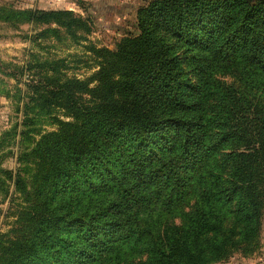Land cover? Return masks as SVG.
Segmentation results:
<instances>
[{
	"label": "trees",
	"instance_id": "trees-1",
	"mask_svg": "<svg viewBox=\"0 0 264 264\" xmlns=\"http://www.w3.org/2000/svg\"><path fill=\"white\" fill-rule=\"evenodd\" d=\"M86 3L85 18L27 9L0 19L87 41L76 36L95 24ZM134 14L136 33L115 49L84 46L89 77L45 74L25 96L26 124L35 106L63 118L15 170L0 168V189L21 198L0 264H215L258 243L264 0H143Z\"/></svg>",
	"mask_w": 264,
	"mask_h": 264
},
{
	"label": "rangeland",
	"instance_id": "rangeland-1",
	"mask_svg": "<svg viewBox=\"0 0 264 264\" xmlns=\"http://www.w3.org/2000/svg\"><path fill=\"white\" fill-rule=\"evenodd\" d=\"M85 3L83 4V2ZM88 1V0H87ZM143 0H89L90 12L95 18L91 32L70 33L51 23L26 22L21 16L0 19V168L15 170L17 155L33 144L41 133L54 130L53 117L60 119L62 112L51 107L49 114L35 106L29 113L27 124L22 112L33 86L45 84V74L54 77L85 79L96 69L84 46L115 49L118 41L136 33L135 9ZM254 2L255 0H249ZM86 0H0V16L5 10H69L81 18L86 17ZM55 29L56 31H51ZM229 79V77H224ZM31 86V87H30ZM31 105H34L32 103ZM20 130L23 133L17 134ZM0 178L3 176L0 174ZM9 182H6V184ZM0 189V234L13 226L15 212L21 198L11 185ZM181 217L171 219L179 223ZM258 243L253 249L238 250L226 261L215 264H264V216Z\"/></svg>",
	"mask_w": 264,
	"mask_h": 264
}]
</instances>
